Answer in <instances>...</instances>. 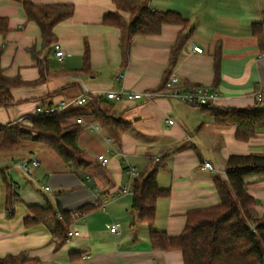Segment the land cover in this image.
<instances>
[{
  "label": "crops",
  "instance_id": "0c3cea01",
  "mask_svg": "<svg viewBox=\"0 0 264 264\" xmlns=\"http://www.w3.org/2000/svg\"><path fill=\"white\" fill-rule=\"evenodd\" d=\"M22 1L0 0V17L7 18L9 28L0 33L3 74L26 83L11 89L17 103L0 107V125L32 126L31 117L39 107L85 97L84 104H72L62 112L64 125L80 127L77 142L89 164L65 163L50 147L34 140L5 155L0 161L7 165L2 171L4 187L0 185V255L25 253L55 264H184L180 250L152 249L146 223L132 224L136 220L133 195L121 193L130 179L129 166L142 172L158 165V184L170 189V195L157 201L154 228L176 236L183 231L189 211L220 203L215 177L227 179L230 155L264 153V131L240 141L235 126L217 123L202 105L164 95L135 100L107 94L163 93L167 80L177 74L182 87L202 85L217 91L218 98L211 104L215 108L256 107L261 101L257 95H264V48L253 26L264 22V0H141L154 10L177 11L194 27L173 67H168L169 59L182 25L164 24L157 34L137 35L124 64L120 29L103 23L107 13L117 10L113 0H32L38 5H74L72 16L54 28L56 42L66 51L59 61L53 44L43 45L41 29L28 19ZM122 13L129 18V13ZM87 47L91 71L76 73L84 67ZM218 47L221 64L216 83ZM93 96L107 100L117 115L132 124L133 130L123 133L119 142L87 110ZM100 154L109 162L103 164ZM30 157L40 162L32 175L13 164L15 159ZM205 162L214 169L204 167ZM246 181L248 192L258 201L256 215L261 217L264 176ZM10 190L16 197L8 206ZM34 204L60 205L70 211L86 204L96 208L73 219L69 232L77 230L78 235L69 234L58 244L59 237L47 225H24L31 214L28 206ZM114 222L120 224V235L110 231ZM76 253L82 257L73 258Z\"/></svg>",
  "mask_w": 264,
  "mask_h": 264
},
{
  "label": "trees",
  "instance_id": "16d2710c",
  "mask_svg": "<svg viewBox=\"0 0 264 264\" xmlns=\"http://www.w3.org/2000/svg\"><path fill=\"white\" fill-rule=\"evenodd\" d=\"M29 20L36 22L42 33L43 45L50 46L57 40L54 28L74 13L72 3L38 5L32 0L22 1ZM117 10L107 13L103 23L121 31L120 46L124 64L130 57V47L137 35L157 34L164 24L182 25L172 46L168 67L176 64L178 54L193 34L194 27L180 13L173 10L159 11L149 8L141 0H113ZM122 12L129 13L127 18ZM7 18L0 17V33L8 31ZM253 32L258 36L264 48V22L254 24ZM2 49L0 48V59ZM34 56H37L34 54ZM83 69L76 71L88 74L91 71L89 49L85 51ZM220 47L215 54V81L219 80L221 64ZM41 76L44 75L43 62H40ZM37 82V81H36ZM34 82V83H36ZM20 78H9L3 74L0 64V107H9L17 103L11 89L24 85ZM202 107L214 115L219 124L236 127V138L248 141L257 132L264 131V95L259 105L248 108H215L211 104ZM95 115L100 126L116 142L121 135L133 130L132 124L115 113L107 100L99 96L91 97L87 109ZM80 112V111H79ZM76 115V112H71ZM68 116V115H67ZM63 112L31 117L32 126L26 127L19 122L0 125V153H14L27 141H36L50 147L65 163L76 167L86 166L89 161L84 150L78 145L77 136L80 127L64 125ZM158 165H153L133 179L132 211L137 223H146L150 228V243L155 251L180 250L184 264H264V214L256 215L258 201L248 192L247 179L264 176V153L232 154L227 159V179L215 177V185L220 194L219 204L189 211L183 231L176 236L154 228L157 201L170 195V189L162 188L157 181ZM5 175V172H3ZM10 184H8V187ZM10 188V187H9ZM16 195L9 191L7 203L13 204ZM30 215L24 218V225L32 227L44 224L59 237L58 244L69 238V229L73 223L70 210L60 205H29ZM11 208V207H10ZM96 208L86 204L79 208L83 213ZM82 253L73 258H81ZM0 264H55L29 257L25 253L0 255Z\"/></svg>",
  "mask_w": 264,
  "mask_h": 264
},
{
  "label": "built area",
  "instance_id": "2783aa9c",
  "mask_svg": "<svg viewBox=\"0 0 264 264\" xmlns=\"http://www.w3.org/2000/svg\"><path fill=\"white\" fill-rule=\"evenodd\" d=\"M194 50L199 51V47L193 48ZM53 50L56 58L59 61H62L64 59V56L66 54L65 49L62 47V45L59 42H55L53 44ZM182 81L180 79V76L177 74H173L170 76V78L167 80L165 85V91L162 93L159 92H153V91H144V92H129V91H109L107 94L108 98H116V97H127L129 99H145V100H151L155 98L158 95H164L171 98H176L181 101H184L189 104H196V105H207L212 104L216 101L218 98V92L210 89L209 87L202 86V85H190L186 87H182ZM258 100H261L263 98V95L259 93L257 95ZM86 101L85 97H78L74 98L72 101L63 100L59 103L48 105V106H41L37 109L36 114L40 115H47V114H53L56 112H61L66 109H68L72 104L75 105H81L84 104ZM78 123H82L83 119L82 117L77 118ZM170 123H173L174 121L172 119L169 120ZM91 129L97 130L99 129L98 125H90ZM98 158L102 161L103 164H106L109 162V158L105 157L104 155L100 154L98 155ZM13 164L20 168L25 174L32 175L34 171L39 167L40 162L35 157H30L27 159H15L13 161ZM204 167L214 169L213 165L210 162H205ZM128 174L130 175L129 181L126 183V185L122 188L121 193L123 194H134L133 190V179L134 177L138 176L140 174V171L135 166H129L127 170ZM83 215L82 210H75L72 212L73 219H78ZM110 231L116 235L121 234L120 224L117 222L109 224ZM70 235H78V231H70Z\"/></svg>",
  "mask_w": 264,
  "mask_h": 264
},
{
  "label": "rangeland",
  "instance_id": "374dc122",
  "mask_svg": "<svg viewBox=\"0 0 264 264\" xmlns=\"http://www.w3.org/2000/svg\"><path fill=\"white\" fill-rule=\"evenodd\" d=\"M26 127H30V126H26ZM25 145V143L23 144V146ZM17 152V151H16ZM7 153H0V161H3V159H4V157H5V155H6ZM6 163H1L0 164V185L1 186H3L4 187V185H3V183L6 181L4 178H3V175H2V171L3 170H5V168H6ZM25 175V174H24ZM27 176V175H26ZM28 177V176H27ZM9 179V181H10V177L9 176H7V180Z\"/></svg>",
  "mask_w": 264,
  "mask_h": 264
}]
</instances>
